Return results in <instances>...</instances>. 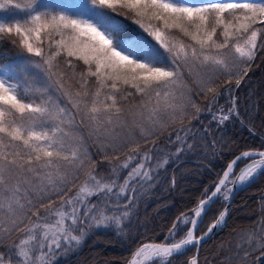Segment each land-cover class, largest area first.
<instances>
[{"label": "snow or ice", "instance_id": "6c2138e0", "mask_svg": "<svg viewBox=\"0 0 264 264\" xmlns=\"http://www.w3.org/2000/svg\"><path fill=\"white\" fill-rule=\"evenodd\" d=\"M85 7V15L90 18L62 9L54 11L40 0H29L26 5L0 0V10L16 8L26 13L23 18L0 21V34L18 37L26 53L19 65L0 67V244L6 236L18 237L0 252V264H49L55 249L62 243L80 244L87 229L115 225L119 230L122 217L131 210V199L120 214L113 211L111 215L107 214V199L118 209L126 193L134 195L130 187L133 181L153 180L148 164L152 150L141 155L142 145H154L167 134L169 143L176 142L178 155L185 146L191 147L186 140L191 128L186 125L192 119L199 120L202 112L211 113V119L219 125L238 116L234 107L213 112L217 100L213 81L217 74L228 73L227 82L231 83V73L237 69L235 83L239 86L248 62L256 56L258 37L264 32V27H255L264 26V0H212L203 5L180 0H90V7ZM93 9L125 10L133 23L169 53L173 66L161 64L159 53L146 49L144 42L123 40L121 25ZM173 31L191 43L176 40ZM62 55L75 90L65 86L67 73L57 66V58ZM74 60L82 62L83 70L77 71ZM181 66L196 84L197 93L208 101L206 106L197 102L190 89L187 93L176 91L175 85L182 82ZM33 67L42 69L49 79L57 78L59 88L75 109L73 119L79 116L94 131L111 134V139L104 142L113 151L105 153L104 159L119 161L120 155L126 157L119 164L110 163L111 173L118 176L120 169L133 165L122 185L118 186L115 179H104L97 172V161L79 147L65 143L63 124L70 115L65 108L46 98L40 89L34 90L39 103L34 97L26 99L29 93L21 88V79L26 81ZM135 96L140 99L133 103L131 98ZM117 129L123 134L116 133ZM240 160L251 162L233 178ZM167 163L164 157L156 168ZM258 170H264V151L242 152L227 165L213 189L205 190L193 211L194 218H177L170 230L173 238L179 224L192 226L183 238L170 244H143L129 264H170L169 258L181 255L186 246L198 245L201 238L194 234L196 218L219 196L227 201L232 185L249 182ZM101 193L103 203L91 202V197ZM32 194H36L35 200ZM225 216L226 209L207 231L223 224ZM189 264L198 262L192 259ZM237 264H264V234L256 245L237 253Z\"/></svg>", "mask_w": 264, "mask_h": 264}, {"label": "trees", "instance_id": "16d2710c", "mask_svg": "<svg viewBox=\"0 0 264 264\" xmlns=\"http://www.w3.org/2000/svg\"><path fill=\"white\" fill-rule=\"evenodd\" d=\"M44 1L40 0L54 11L62 9L72 15H85V6L90 7V0ZM17 2L26 5L29 0H17ZM180 2L203 5L212 0H180ZM255 2L259 3L261 0H255ZM95 11L104 13L112 21L121 25L122 30L119 34L123 40L144 42L146 49L159 53L161 64L173 66L169 53L160 48L143 29L133 23L124 14L125 10L118 9L112 12L108 9H93V12ZM25 15L22 9L7 8L0 10V21H12L23 18ZM85 18L90 17L85 15ZM255 27L264 26L257 24ZM171 35L178 41L191 43L187 37L176 31H173ZM54 39L58 40L59 37ZM18 41V37L0 34V67H11L22 62L26 53L19 46ZM262 43H264V32L258 37L256 56L248 62L250 66L247 74H242L241 83L237 88L235 83L237 69L231 73V83L227 82L228 73L217 74L213 81L217 86V100L213 105V112H218L219 108L229 109L231 107L229 100L235 92L236 100L233 107L238 116L233 115L228 121L219 125L211 119L210 113L202 112L199 120L192 119L190 124L186 125L191 128L186 138L187 144L191 147L185 146L178 155L175 152L176 142L173 140L169 143L167 134L156 140L154 145L143 144L141 155L145 150H152V159L148 164L152 169L153 180L142 181L137 178L131 183L130 187L134 189V195L131 191L126 193L127 197H122L120 207L115 209L116 213L120 214L124 209V203L131 199V203L128 204L131 210L127 217H122L120 229L118 230L115 225H110L111 227L106 229L95 227L87 229L78 246L69 247V251L64 254L57 251L51 257L50 263L128 264L133 253L141 245L166 243L167 234L177 218L191 214L195 210L200 200L204 198L205 190L213 189L218 178L233 159L244 151H264V47L260 46ZM44 47L47 48V42ZM64 60L63 55L57 58V66L62 72L67 73L64 77L65 86H71L75 90L76 85L69 79L71 71L65 66ZM73 63L77 65V71L83 70L82 62L74 60ZM177 63L180 62L177 61ZM181 68L182 82L175 85L176 91L187 93L190 89L197 102L201 106H206L208 101L202 98V94L197 93L196 84L188 76L187 69L183 66ZM21 88L29 93L26 99L34 97L39 103V95L34 90L40 89L46 98L63 108L67 105L75 112L68 98L59 88L57 78L53 76L49 79L40 68L33 67L27 80L21 79ZM63 98L67 103L63 101ZM139 99V96L131 98L133 103L138 102ZM78 122L81 129L69 126L72 119L65 120L63 124L65 140L71 138L75 142L74 147H79L82 152H86L97 161V172L101 176L111 175L110 163L112 165L121 163L126 158L125 155H120L119 161L105 160V153L110 155L113 151L109 144L104 142L111 139V134L94 131L88 122H82L81 118ZM116 133L123 134L120 129H117ZM164 157L168 158V163L161 168H156L158 160L162 162ZM138 160L139 156L133 164ZM245 163L246 160L240 161L237 171ZM132 166H129L127 172L119 175L122 181L117 184L118 186L123 184ZM92 200L93 202L101 201V196L94 197ZM225 206L226 201L222 198L212 205L204 217L197 237L207 232ZM75 234L79 235L78 232ZM262 234H264V173L252 185L236 195L225 226L202 247L198 264H237V253H242L244 249L256 245ZM17 239L16 234L6 236L3 244H0V252L5 251ZM195 253L196 249H191L183 255L172 258L170 264H189ZM15 259L16 257H13V260ZM153 264H159V262Z\"/></svg>", "mask_w": 264, "mask_h": 264}, {"label": "rangeland", "instance_id": "374dc122", "mask_svg": "<svg viewBox=\"0 0 264 264\" xmlns=\"http://www.w3.org/2000/svg\"><path fill=\"white\" fill-rule=\"evenodd\" d=\"M42 1H44V0H42ZM44 2H46V0L44 1ZM79 5H80V3H79ZM234 94H235V92L233 93V95H232V97H231V99L229 100V104L231 105V107H233L234 106V102H235V100H236V98H235V96H234ZM63 101L65 102V103H67L66 101H65V99L63 98ZM65 108H66V111L70 114L68 117H66V119L65 120H70V119H72V123L71 124H69V126H72V127H74L75 129H77V128H79V129H81V126L79 125V120H80V117L79 116H77V117H75L74 119L71 117V114L72 113H74V111L72 110V109H70V107L69 106H65ZM211 114V113H210ZM70 135V134H69ZM65 139V138H64ZM65 143L67 144V145H70V146H75V142H73L72 141V139L71 138H68V139H66L65 140ZM134 163V162H133ZM127 170L128 169H120V171H119V173H118V176L117 175H113V174H108L107 176L106 175H103L102 177L104 178V179H115L116 181H117V184L118 183H120L121 181H122V177L121 176H119L121 173H125V172H127ZM110 171H111V167H110ZM234 176L235 175H233V178H234ZM119 177V178H118ZM83 179V176H81V180ZM73 191H75V189H73ZM103 197V194L101 193L100 195H98V196H93V197H91L90 198V200H91V202H93V200L92 199H94V197ZM127 197V194H125V196H124V198H126ZM32 198L35 200L36 199V194H32ZM52 198H54V197H52ZM220 198H222V199H224L222 196H220ZM97 202H100V203H103V201L101 200V201H96L95 200V202H93V203H97ZM110 202H113L110 198L109 199H107V204H108V208H107V214H109V215H111L112 214V212L113 211H115V209L116 208H114L113 207V204H110ZM43 211V210H42ZM188 218H193V216H189ZM109 227H111V226H109ZM109 227H99L98 229H106V228H109ZM191 228V224H181L180 225V228H179V230L176 232V236L173 238V237H171V241H173V239H175V240H179L180 238H183L185 235H186V232H187V230H189ZM178 238V239H177ZM78 246V245H77ZM69 247H73V245L72 246H67V245H64L63 243L61 244V247L59 248V249H55L54 250V252H55V254L57 253V251L59 252V253H61V254H64V253H66V252H68L69 251ZM74 247H76V245H74ZM45 251H46V249H45ZM54 254V255H55ZM49 264H52V263H50L49 262ZM70 264H72V263H70ZM75 264V263H74Z\"/></svg>", "mask_w": 264, "mask_h": 264}, {"label": "water", "instance_id": "95a60500", "mask_svg": "<svg viewBox=\"0 0 264 264\" xmlns=\"http://www.w3.org/2000/svg\"><path fill=\"white\" fill-rule=\"evenodd\" d=\"M238 162H239V161H238ZM238 162H237V163H238ZM262 172H264V170H260V171L258 172V174L256 175V177H255L254 179H252V180L248 183V185L252 184V183H253V182L259 177V175H260ZM248 185H242V184H240L239 182H237L235 185H232V187H233V191H232V193L230 194L229 199L227 200V204H226V207H225V209H226V216H225V220H224L223 224L218 225L217 228L213 229L212 232L209 233V232L207 231L203 236L199 237V238H201V239H200V242H199L198 245H197V244H193V245H188V246H186V250H185L182 254H184L185 252H187L188 250H190L191 248L194 247V248L197 249V251H196V256H195L194 259H196V260L198 261V258H199V255H200V251H201L202 246H203L205 243H207V242L213 237L214 234H216L217 232H219V231L223 228V226H224V224L226 223V220H227V218H228V216H229V213H230V210H231V206H232V203H233V200H234L235 196L238 194V192H240L241 190L245 189L246 186H248ZM218 198H219V197H218ZM218 198L214 199L212 202L209 203V205L206 206V208H205V210L202 212L201 216H203V215L206 214L207 210L211 207V205H212V204H213ZM225 209H224V210H225ZM224 210H223V211H224ZM201 216H200V217H201ZM200 217H199V218H200ZM199 218H196V219L198 220ZM196 229H197V227L194 229V234H196ZM169 234H170V233H169ZM182 254H181V255H182ZM174 256H176V255H173L172 257H174ZM172 257H170V258H172ZM170 258H169V259H170ZM132 259H133V256H132L131 260H132ZM153 262H155V261L145 262V264H151V263H153ZM128 264H129V263H128Z\"/></svg>", "mask_w": 264, "mask_h": 264}, {"label": "bare ground", "instance_id": "6f19581e", "mask_svg": "<svg viewBox=\"0 0 264 264\" xmlns=\"http://www.w3.org/2000/svg\"><path fill=\"white\" fill-rule=\"evenodd\" d=\"M259 171H260V170H258V172H259ZM250 181H251V180H250ZM250 181H249V182H250ZM249 182H246V183H244V184H242V185H247ZM197 225H198V222L196 223V226H197ZM196 226H195V227H196Z\"/></svg>", "mask_w": 264, "mask_h": 264}]
</instances>
